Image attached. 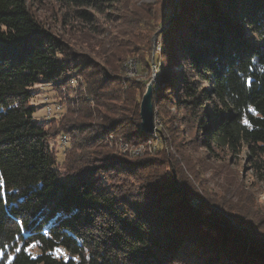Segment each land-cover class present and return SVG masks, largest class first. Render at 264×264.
<instances>
[{
  "label": "trees",
  "instance_id": "16d2710c",
  "mask_svg": "<svg viewBox=\"0 0 264 264\" xmlns=\"http://www.w3.org/2000/svg\"><path fill=\"white\" fill-rule=\"evenodd\" d=\"M34 1L0 0V180L6 185V195L0 196V245H8L0 247V264L9 259L11 264H64L55 259L56 247L69 257L67 264H76L73 257L79 264H264L263 233L253 229L256 237L246 252L244 233L219 216V208L215 212L188 201L180 184L165 180L149 186L153 198L148 208L97 181L105 169H116L112 163L128 161L107 155L105 141L91 136L89 121H101L102 136L118 132L133 145L154 138L141 127L140 88L112 80L96 67L88 72L70 66L67 46L34 17ZM63 1L75 18L91 23L115 0ZM180 3L176 16L173 0L163 4L165 13L161 10L167 44L158 62L161 85L154 99L163 91L175 93L182 110L196 116L204 147L256 155V173L264 180V0ZM116 57L122 63L121 54ZM173 65L180 67L176 79ZM72 71L88 78L92 100H82L80 109L72 111L77 124L67 132L80 142L60 166L49 128L36 119L32 100L35 86H65ZM143 162L127 167L148 168ZM222 225L232 236L228 241L222 239ZM28 244L37 252L25 251Z\"/></svg>",
  "mask_w": 264,
  "mask_h": 264
},
{
  "label": "rangeland",
  "instance_id": "374dc122",
  "mask_svg": "<svg viewBox=\"0 0 264 264\" xmlns=\"http://www.w3.org/2000/svg\"><path fill=\"white\" fill-rule=\"evenodd\" d=\"M180 1L173 0V16L182 8ZM165 3L166 0H115L102 8L91 23L75 18L63 0H36L31 9L44 30L53 33L67 46L66 61L70 66H78L88 72L90 66L96 67L95 70H104L105 76L112 80L119 78L122 82L138 86L141 114L148 85L153 83L154 96L157 95L154 90L161 85L158 62L167 44L164 35L167 26H163L167 11ZM162 9L165 11L163 16ZM183 17L190 15L184 13ZM119 54L122 63L117 57L113 60ZM162 59L161 63H165V58ZM108 62L121 68L120 72L114 71ZM171 74L172 79H176L180 67L173 65ZM66 80L65 86L49 83L35 86V98L32 100L37 108L36 119L49 128L51 146L60 166L74 143L80 142L67 132L77 124L73 123L77 115H73L72 111L80 109L82 100H92L87 93L88 78L81 71L70 72ZM123 85L125 90L127 85ZM174 95L163 91L159 97L153 98L157 129L155 127L154 138L146 144L133 145L118 132L102 136L101 121L94 119L87 123L93 130L91 136L98 140L101 138L107 144L108 148L104 150L108 156L128 161H123V166L112 163L116 169H105L97 181L114 188L116 192L132 196V203L138 202L139 206L148 208L153 198L149 186L160 185L165 180H170V184H180L188 201L215 212L219 208V216L225 217L233 227L244 233L249 243H245L244 239L241 243L247 252L252 248L251 240L256 237L253 229L264 234V180L256 173L260 159L247 151L231 155L204 147L196 116L182 110ZM92 106L96 108L93 103ZM158 130L163 134L160 135ZM77 152L81 154V151ZM90 157L93 158L91 153ZM143 160L148 168L127 167V163L139 164ZM169 164L174 167L169 169ZM174 191L183 194L179 189ZM199 222L205 223L203 219ZM222 228L227 234L222 239L228 241V237L232 236L224 225ZM214 235L217 237L218 233ZM233 239L241 241L236 237ZM29 251L37 252L35 248ZM259 251V248L256 249L257 253Z\"/></svg>",
  "mask_w": 264,
  "mask_h": 264
},
{
  "label": "water",
  "instance_id": "95a60500",
  "mask_svg": "<svg viewBox=\"0 0 264 264\" xmlns=\"http://www.w3.org/2000/svg\"><path fill=\"white\" fill-rule=\"evenodd\" d=\"M154 92L153 83H150L147 88V92L143 97L141 104V127L142 130L150 135H153L155 131V109L153 104Z\"/></svg>",
  "mask_w": 264,
  "mask_h": 264
},
{
  "label": "snow or ice",
  "instance_id": "6c2138e0",
  "mask_svg": "<svg viewBox=\"0 0 264 264\" xmlns=\"http://www.w3.org/2000/svg\"><path fill=\"white\" fill-rule=\"evenodd\" d=\"M251 79H249L248 84L249 86H251ZM245 123H247V121H245ZM5 182L3 180H0V196H4L6 195L5 192ZM33 244H28V246L25 248V251H28L31 247H33ZM0 247H2L3 249H6L8 247V245L4 244V245H0ZM16 253H20L21 252V248L20 247H16L15 248ZM53 253L55 254V259L58 260H63L64 264H67V261L69 259V257L67 256V254L65 252H63V250H61L59 247H56L53 249ZM33 259H35V257H32ZM4 259V253L0 252V261H3ZM73 260L76 261V264H79L78 258H71ZM8 264H11V259L8 260Z\"/></svg>",
  "mask_w": 264,
  "mask_h": 264
},
{
  "label": "bare ground",
  "instance_id": "6f19581e",
  "mask_svg": "<svg viewBox=\"0 0 264 264\" xmlns=\"http://www.w3.org/2000/svg\"><path fill=\"white\" fill-rule=\"evenodd\" d=\"M127 74V73H126ZM156 129H157V126H156ZM126 145V144H125ZM124 147V146H123ZM129 148V147H128ZM142 149H144V148H142ZM141 151V150H140ZM132 152V151H131ZM139 152V151H138ZM138 154V153H137Z\"/></svg>",
  "mask_w": 264,
  "mask_h": 264
}]
</instances>
